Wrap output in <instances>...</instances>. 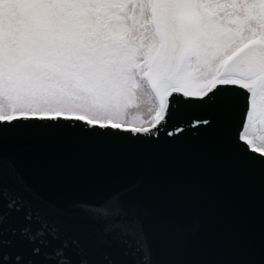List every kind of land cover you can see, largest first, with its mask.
Listing matches in <instances>:
<instances>
[{
	"label": "snow or ice",
	"instance_id": "obj_1",
	"mask_svg": "<svg viewBox=\"0 0 264 264\" xmlns=\"http://www.w3.org/2000/svg\"><path fill=\"white\" fill-rule=\"evenodd\" d=\"M138 94L154 107L129 119ZM181 105L206 115L169 128ZM37 126L132 144L219 126L229 151L264 174V0H0V145ZM20 187L29 191L0 165V264L14 213L45 264H72L70 248L78 264H117L120 245L149 260L143 223L119 194L80 207L98 226L90 250Z\"/></svg>",
	"mask_w": 264,
	"mask_h": 264
},
{
	"label": "water",
	"instance_id": "obj_2",
	"mask_svg": "<svg viewBox=\"0 0 264 264\" xmlns=\"http://www.w3.org/2000/svg\"><path fill=\"white\" fill-rule=\"evenodd\" d=\"M205 115L181 105L168 127ZM0 165L14 169L27 186L28 192L18 189L25 199L47 205L61 230L90 250L98 226L80 207L119 194L142 221L151 255L145 262L142 253L126 255L132 250L120 245L117 264H264V174L229 151L219 126L151 144L37 126L5 138ZM5 227L17 229L3 236L11 241L3 248L10 264H45L43 253L34 256L33 245L20 237L22 214H11ZM67 255L78 264L76 249Z\"/></svg>",
	"mask_w": 264,
	"mask_h": 264
},
{
	"label": "rangeland",
	"instance_id": "obj_3",
	"mask_svg": "<svg viewBox=\"0 0 264 264\" xmlns=\"http://www.w3.org/2000/svg\"><path fill=\"white\" fill-rule=\"evenodd\" d=\"M154 103V97L149 98L148 95L138 94L135 100V105L129 111L128 118L131 119L133 117H136L137 115L146 117L148 115L149 108L154 107Z\"/></svg>",
	"mask_w": 264,
	"mask_h": 264
}]
</instances>
